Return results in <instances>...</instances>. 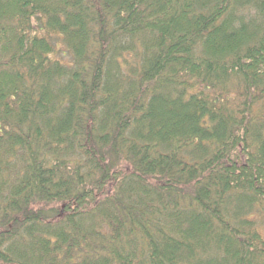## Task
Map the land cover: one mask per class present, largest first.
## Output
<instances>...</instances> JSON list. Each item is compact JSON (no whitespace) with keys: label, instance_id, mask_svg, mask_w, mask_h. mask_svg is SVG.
<instances>
[{"label":"trees","instance_id":"16d2710c","mask_svg":"<svg viewBox=\"0 0 264 264\" xmlns=\"http://www.w3.org/2000/svg\"><path fill=\"white\" fill-rule=\"evenodd\" d=\"M0 264H264V0H0Z\"/></svg>","mask_w":264,"mask_h":264},{"label":"rangeland","instance_id":"374dc122","mask_svg":"<svg viewBox=\"0 0 264 264\" xmlns=\"http://www.w3.org/2000/svg\"><path fill=\"white\" fill-rule=\"evenodd\" d=\"M54 41H55V45H56V50L54 51V53L52 54L53 57H57L62 59L63 61H67L69 60V55L68 53L64 50L63 48V44L60 40V37L57 36L56 34H54Z\"/></svg>","mask_w":264,"mask_h":264}]
</instances>
